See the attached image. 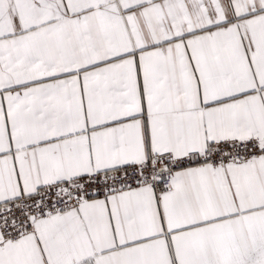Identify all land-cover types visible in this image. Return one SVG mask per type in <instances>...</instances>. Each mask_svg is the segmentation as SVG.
<instances>
[{
	"label": "snow or ice",
	"instance_id": "obj_1",
	"mask_svg": "<svg viewBox=\"0 0 264 264\" xmlns=\"http://www.w3.org/2000/svg\"><path fill=\"white\" fill-rule=\"evenodd\" d=\"M0 264H264V0H0Z\"/></svg>",
	"mask_w": 264,
	"mask_h": 264
}]
</instances>
